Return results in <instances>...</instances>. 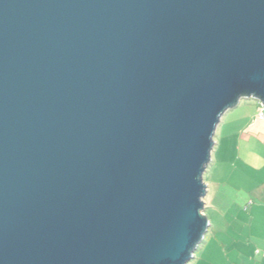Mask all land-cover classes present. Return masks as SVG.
Listing matches in <instances>:
<instances>
[{
  "label": "water",
  "instance_id": "1",
  "mask_svg": "<svg viewBox=\"0 0 264 264\" xmlns=\"http://www.w3.org/2000/svg\"><path fill=\"white\" fill-rule=\"evenodd\" d=\"M244 98L264 0H0V264H188Z\"/></svg>",
  "mask_w": 264,
  "mask_h": 264
},
{
  "label": "crops",
  "instance_id": "2",
  "mask_svg": "<svg viewBox=\"0 0 264 264\" xmlns=\"http://www.w3.org/2000/svg\"><path fill=\"white\" fill-rule=\"evenodd\" d=\"M254 101V104L249 105L252 111L251 117L245 121V124L241 127L239 132L241 134L240 140H244V143H251L252 145V148H249L246 153L247 155H245L246 161H244V166H248L255 174H253L251 178L249 177L245 183L240 184L242 185L240 187L237 182L235 183V180H233L234 174L237 169H239L240 163L233 161L228 162L229 167H227V173L223 175L225 179L222 180L223 184L220 185V187H222V185L225 186L224 192L226 198L230 202L233 198L232 191L236 192L234 201L237 200V211L239 210L240 213H243L241 209L243 208L242 206H244V210L248 213V220L244 223H240V221L228 222L227 232L230 239L219 241L224 252L221 251L220 246L217 248L216 244V246L214 245L212 247V250L216 252L213 253L210 251L209 253V245L211 242H208L203 248L204 253L199 258H196L195 253L193 258L196 260L195 264H264V120L258 119V102L257 100ZM224 117L225 114L221 118L215 137L218 135V131L222 124H224ZM239 117L240 116H234V120L239 122ZM214 149L216 150L215 153L220 151L218 144L214 143ZM213 164L214 162H212L211 165ZM246 173L249 174L248 169H246ZM208 190H210V187L207 185L206 197L210 193ZM217 194L215 193V195ZM206 206L205 204V207ZM234 208L235 203L229 206L226 205L225 212L230 213ZM212 226L213 224L211 225L210 223L207 234L210 232ZM240 229H244V231L242 233H240V231L237 232V230ZM246 229H250V233H246ZM244 233L246 235H244ZM200 246L197 251L200 249Z\"/></svg>",
  "mask_w": 264,
  "mask_h": 264
},
{
  "label": "rangeland",
  "instance_id": "3",
  "mask_svg": "<svg viewBox=\"0 0 264 264\" xmlns=\"http://www.w3.org/2000/svg\"><path fill=\"white\" fill-rule=\"evenodd\" d=\"M254 99L244 98L240 101V103L234 107L229 109L225 113L224 117V124L220 127L218 131V135L214 137V143L218 144L219 152L215 153V149L213 148L212 154H211V164L214 162L211 167H209L207 173H205V181L207 185L210 187V190H208L209 195L204 198L205 204L207 205L205 207L206 211V218L211 225L213 224L210 232L206 234V239L204 238V242L202 241L200 249L196 252V258H199L203 253V248L207 245L208 242H211L209 245V253L216 252L212 250V247L217 244V248H219L222 252H224L223 247L219 244L220 240L224 239H230V236L227 232V226L228 222H238L244 223L248 220V213L244 210V206L241 209L243 213H240V211H237V200L234 201V196L236 192L232 191L233 198L230 201L226 198L224 189L225 186L222 185V180H224V174L227 173V167H229L228 162H239V169H237L236 173L234 174L233 180H235V183L241 187L245 183V181L255 172L252 171V169H249L248 166H244V161H246V153L248 152L249 148H252L251 143H244V140L241 141L240 137V129L245 124V121L250 119L252 111L249 107L250 104H254ZM259 110V109H258ZM235 114V115H234ZM234 116L239 117V122L237 120H234ZM230 126H229V125ZM224 126V127H223ZM244 167V169H243ZM248 169L249 174L246 173V169ZM230 189V188H229ZM218 190V191H217ZM231 190V189H230ZM221 191V192H220ZM220 192V193H219ZM215 193L217 195H215ZM235 203V208L232 212H225L226 205H232ZM239 223V224H240ZM240 231L242 233L244 229L237 230V232ZM246 233H250V229L245 230ZM233 232V231H232ZM231 232V234H232ZM230 234V235H231ZM244 235H246L244 233ZM196 260L190 261L188 264H195Z\"/></svg>",
  "mask_w": 264,
  "mask_h": 264
},
{
  "label": "built area",
  "instance_id": "4",
  "mask_svg": "<svg viewBox=\"0 0 264 264\" xmlns=\"http://www.w3.org/2000/svg\"><path fill=\"white\" fill-rule=\"evenodd\" d=\"M254 100H256V99H254ZM257 102H258V107H259L258 119L264 120V103L259 101V100H257Z\"/></svg>",
  "mask_w": 264,
  "mask_h": 264
},
{
  "label": "trees",
  "instance_id": "5",
  "mask_svg": "<svg viewBox=\"0 0 264 264\" xmlns=\"http://www.w3.org/2000/svg\"><path fill=\"white\" fill-rule=\"evenodd\" d=\"M201 245V244H200Z\"/></svg>",
  "mask_w": 264,
  "mask_h": 264
}]
</instances>
